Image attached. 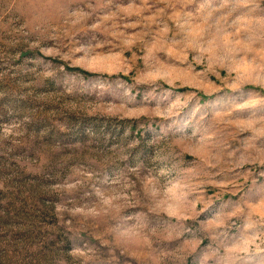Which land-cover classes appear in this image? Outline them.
Listing matches in <instances>:
<instances>
[{"label": "rangeland", "instance_id": "374dc122", "mask_svg": "<svg viewBox=\"0 0 264 264\" xmlns=\"http://www.w3.org/2000/svg\"><path fill=\"white\" fill-rule=\"evenodd\" d=\"M0 264H264V0H0Z\"/></svg>", "mask_w": 264, "mask_h": 264}]
</instances>
